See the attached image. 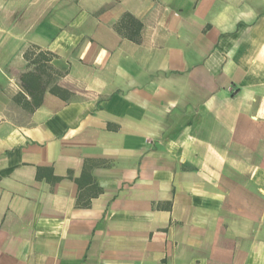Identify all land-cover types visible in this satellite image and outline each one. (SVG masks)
I'll list each match as a JSON object with an SVG mask.
<instances>
[{
	"label": "crops",
	"instance_id": "obj_1",
	"mask_svg": "<svg viewBox=\"0 0 264 264\" xmlns=\"http://www.w3.org/2000/svg\"><path fill=\"white\" fill-rule=\"evenodd\" d=\"M0 264H264V0H0Z\"/></svg>",
	"mask_w": 264,
	"mask_h": 264
}]
</instances>
